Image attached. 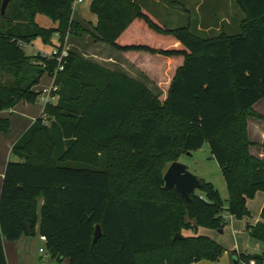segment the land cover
Returning a JSON list of instances; mask_svg holds the SVG:
<instances>
[{
  "label": "trees",
  "instance_id": "trees-1",
  "mask_svg": "<svg viewBox=\"0 0 264 264\" xmlns=\"http://www.w3.org/2000/svg\"><path fill=\"white\" fill-rule=\"evenodd\" d=\"M238 1L247 11L240 32L204 38L189 26H167L139 0H90L97 21L87 25L75 15L74 0H10L0 16V111L35 102L42 92L34 88L55 72L57 60L26 53L37 38L53 44L57 36L61 52L68 36L90 34L161 92L70 49L55 79L57 100L14 143L19 160L5 169L0 264H8L4 241L36 235L37 227L55 261L48 264L221 260L225 247L198 227L222 229L224 210L250 215L248 201L264 192V160L252 153L248 129L251 117L264 121L253 107L264 99V3ZM41 15L51 24H40ZM11 129L10 119L0 117V133ZM205 143L222 168L227 207L203 179L190 200L165 187L167 162ZM260 217L246 227L264 244V206ZM97 224L103 232L95 241ZM178 232L183 237L173 242ZM234 256L238 264H264V248Z\"/></svg>",
  "mask_w": 264,
  "mask_h": 264
},
{
  "label": "rangeland",
  "instance_id": "rangeland-1",
  "mask_svg": "<svg viewBox=\"0 0 264 264\" xmlns=\"http://www.w3.org/2000/svg\"><path fill=\"white\" fill-rule=\"evenodd\" d=\"M187 3V2H186ZM90 5V0H83L82 2H79L76 4L74 10H75V15L77 17L82 18L84 23L87 25L88 22L90 21L92 24H95V21H97V15L93 13L89 9ZM188 5V4H187ZM153 5L152 7L159 8L160 13V19L169 27L173 28H179V27H184L188 24V14L184 12L182 9L177 8L173 11L174 15L172 12L165 13V11L162 9L161 6ZM164 14V15H163ZM39 22L40 24L44 25H50L51 21L48 17L45 15H41L39 17ZM92 27V26H91ZM216 35V34H215ZM53 44H46L41 41L40 38H37L33 44L26 45L25 51L29 55H34L42 52H48L50 50L56 49L59 47V42H58V37L54 36L52 40ZM66 46L69 48H76L77 51L88 58H93L95 61H99L103 63L105 66H109L114 69H119V60L118 58H115L114 55L111 54V49L110 45L99 43L95 41V39L89 34H84L80 37L76 36H68L66 38ZM109 46V47H108ZM42 50V51H41ZM45 50V51H44ZM115 54L119 55V53L115 50L112 49ZM105 58V59H102ZM112 57V58H111ZM107 58H111L110 60ZM114 58V60H113ZM146 81L148 82V86L151 88V91L154 94H159L161 92V89L153 84L149 79L145 78ZM53 83V78L50 74L44 73L43 78L40 82V87L43 86H50ZM20 103V102H19ZM22 103H20L21 105ZM28 107L31 108V113L33 116H39L40 114L44 113L45 109V103L42 102L41 97L39 96L38 99L35 102H28L26 104ZM256 108L259 110V112H262L264 114V100L259 102L256 105ZM258 112L257 110H255ZM258 112V113H259ZM249 131H250V138L255 142V145L253 146V151L255 153L264 152V121L259 120L256 117H252L250 120L249 124ZM109 154H114L113 151L107 152L106 155ZM16 158L15 155L13 156L12 161H14ZM183 164L187 165L188 168L190 169L191 172L196 174L200 179L206 180L208 182H211L215 185L217 190L219 191L220 195L224 199V204L225 207L229 205V191L227 188V183L226 180L224 179V175L222 172V168L220 164L216 161V159L213 157L211 148L209 147L208 143H205L202 148H200L197 151L192 152L191 154H182L179 156V160ZM171 163L167 162V169L169 168ZM165 171V172H166ZM261 193L260 195H264L262 193L264 192H259ZM249 200L247 203V209L250 211V215L244 216L243 218H236L235 217V222H232L231 217L232 215L229 213V211L224 210V217H225V222L226 224L224 225L221 232V229H214V228H206L203 226H199V234L201 235H206L210 234L214 236V238L218 239L219 241H222V243L225 244L226 247L233 248L237 243L238 240V245L240 247H243V249H247V251L250 254H255L257 253L260 249L258 247V242L256 240L252 239L248 235H246L243 231V225L245 224L246 220H249L251 222L254 221V219L258 216L259 214V204L261 202L260 196L255 199ZM236 230V232H235ZM185 235H191L193 232L192 231H187L184 230ZM33 239V244L29 248L30 253L32 254V257L34 258V263L35 264H43L44 260V254L41 252L40 248L45 249V242L41 238V234L37 233L35 236L31 237V240ZM51 263H53V260H51ZM215 264V262H212ZM45 264V263H44ZM48 264V262L46 263Z\"/></svg>",
  "mask_w": 264,
  "mask_h": 264
},
{
  "label": "crops",
  "instance_id": "crops-1",
  "mask_svg": "<svg viewBox=\"0 0 264 264\" xmlns=\"http://www.w3.org/2000/svg\"><path fill=\"white\" fill-rule=\"evenodd\" d=\"M139 2L141 3L143 7L153 12L159 19L161 18L160 14H158L160 13L158 12L160 7L154 9L152 7L153 5H156L155 7L161 6L162 9L165 11V13H168V12L173 13V11L177 8L182 9L184 12L188 14V20H187L188 24L186 26H189L191 31L194 34H196L199 37H204V38L214 37L217 34L222 33V32H226L228 34H231L232 32H235V31L240 32L241 24L247 18L246 8L238 0H139ZM250 2L251 4H254V5H263L264 0H250ZM99 43H102V42H99ZM110 47L112 46L110 45ZM110 49L112 51L111 54L114 55L115 58H118L119 60L120 68L115 69V70H118L120 72L122 71L126 72L131 77L135 78L136 80L142 81L147 87H149L148 82L145 79V78L147 79L149 78L139 68L133 65L132 62L126 56H124L123 54H120L116 49L115 50L119 53V55L115 54V52L112 50L114 49L113 47ZM51 51L52 50L48 52H51ZM111 58H107V59L110 60ZM102 59H105V58L102 57ZM99 63L104 65L101 62ZM44 87H48V86L40 87V84H39L34 89L42 92ZM149 89L151 88L149 87ZM259 102H257L253 106L254 109L257 110L258 112L259 110L256 108V105ZM20 103L22 104L20 105ZM20 103L16 104L14 108L10 110L0 111V117L8 118L10 119L12 123V129L10 133L8 134L0 133V194L2 191V183H3L4 176H5V172H6L5 169H6L7 163L9 161H12L13 156L15 155V154H12L11 152L14 143L19 139L21 134L26 129L29 128V126L32 124V121L43 114L42 113L39 116H33V114L30 111L31 108L26 105L28 103H25V102H20ZM259 114L264 116L262 112H259ZM251 118L249 119V124H250ZM252 153L256 155L257 157L264 160V152L260 151L259 153H255L253 151V146H252ZM15 157H16L14 158L15 160H19V158L16 155ZM260 194L261 193L257 192L256 198H255L257 199L259 196L261 198V202L259 204L258 216L254 219L253 222L246 220L245 224L242 226L244 233L248 235L249 237L250 235L247 231L246 225L248 223L254 224L261 219L260 216H261L262 208L264 206V195H260ZM40 201L42 204L43 203L42 199ZM231 220L232 222H235L234 221L235 217L232 216ZM36 233H39V227L36 228ZM207 235L210 236L216 242L220 243L226 249L223 256L221 257V260L219 262H215V264H236L237 259L234 256V253H237L238 255L241 253L250 254L247 251V249H243V247H240L238 245L239 244L238 240L237 242H235L237 244L233 248L229 249L228 247L225 246L224 243H222V241H219L218 239L214 238V236L210 234H207ZM32 236H35V235H32ZM32 236L24 235L22 238L16 241H9V240L4 241V249L6 250L8 264H35L34 258L32 257V254L30 253V249H29L33 244V239L31 240ZM41 238L46 243V239L44 236H42V234H41ZM256 242H258V247L260 249L257 253L260 254L263 252L264 244L257 240ZM54 262L55 261L53 260V263ZM212 262L213 261L211 260H208V261L203 260L199 262H193L192 264H214ZM48 263H51L50 259ZM61 264H68V259L65 258L61 262Z\"/></svg>",
  "mask_w": 264,
  "mask_h": 264
},
{
  "label": "water",
  "instance_id": "water-1",
  "mask_svg": "<svg viewBox=\"0 0 264 264\" xmlns=\"http://www.w3.org/2000/svg\"><path fill=\"white\" fill-rule=\"evenodd\" d=\"M10 0H3L1 9H0V16L1 18L4 17L7 12V7L9 5ZM189 154L192 152L189 151ZM164 181H166L165 187L166 189L176 188L179 193L187 200H190L191 194L198 189L202 187V180L193 172L190 171L187 165L183 164L180 161H173V163L170 164L169 168L165 172L164 175ZM30 227L31 225L28 224ZM222 231V229H221ZM101 225H96V236L95 241L97 238H99L102 235ZM183 237V234L181 232H178L175 234V237L173 238V242L177 238ZM238 264V261L237 263Z\"/></svg>",
  "mask_w": 264,
  "mask_h": 264
},
{
  "label": "built area",
  "instance_id": "built-area-1",
  "mask_svg": "<svg viewBox=\"0 0 264 264\" xmlns=\"http://www.w3.org/2000/svg\"><path fill=\"white\" fill-rule=\"evenodd\" d=\"M83 0H74L73 2V9L75 8L76 4L79 2H82ZM26 46V45H25ZM45 56H47L50 59H55L58 62L57 68L55 70V72L52 75L53 78V83L48 86V87H44L43 91L40 95L41 100L43 103L47 104V103H51V102H55L58 98V96L55 94L59 89L58 86L55 84V79L57 76V73L59 71L64 70L65 68V64H66V60L69 56L70 50L67 46H65L61 52H59V47L52 50L51 52H42ZM41 252H43L44 254V262L43 264L49 262L50 259V253L47 251V249L44 248H40ZM242 264H257L256 259H252L249 262L243 261Z\"/></svg>",
  "mask_w": 264,
  "mask_h": 264
}]
</instances>
